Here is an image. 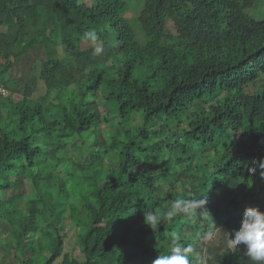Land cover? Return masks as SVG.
<instances>
[{
  "label": "trees",
  "instance_id": "16d2710c",
  "mask_svg": "<svg viewBox=\"0 0 264 264\" xmlns=\"http://www.w3.org/2000/svg\"><path fill=\"white\" fill-rule=\"evenodd\" d=\"M138 5L131 18L128 0H0V88L11 93H0V264H153L172 232L191 264H206L214 231L264 211V0ZM93 29L99 55L83 36ZM36 47L47 92L34 98L33 82L13 97L19 80L5 76ZM90 135L89 163L65 155ZM205 197L207 211L144 222L148 209ZM216 251L215 264H244Z\"/></svg>",
  "mask_w": 264,
  "mask_h": 264
},
{
  "label": "rangeland",
  "instance_id": "374dc122",
  "mask_svg": "<svg viewBox=\"0 0 264 264\" xmlns=\"http://www.w3.org/2000/svg\"><path fill=\"white\" fill-rule=\"evenodd\" d=\"M82 2H85L88 5H91L92 0H81ZM145 0H128L129 5L131 6L130 8V17L131 18H137L141 12L140 5L137 6L138 3L143 4ZM139 8V10H138ZM264 13V11H263ZM138 15V16H137ZM134 20V19H132ZM134 27L136 28V32L138 36L140 37V40H144L143 33L140 31L137 23H134ZM138 30V31H137ZM49 32L54 38L57 40L58 44L61 43V38H60V32L52 26L49 29ZM100 46V45H97ZM45 62V49L44 47H36L29 51L28 54L25 56L21 57L15 64L14 67L10 70V72L7 73L5 76L7 80L15 81L19 80V87L17 91L14 93L13 97L16 98H21L23 94V86L27 83L32 84L33 82L35 83L34 87V98H38L39 96H42L47 92V89L45 88L44 84L42 83L40 77L41 70L43 67V64ZM65 64H72L73 59L71 56L66 54V59L63 61ZM5 90V89H4ZM50 95L53 94L52 91L49 92ZM5 97L10 96L9 90L6 89V91L3 92ZM98 102L103 103L104 98L102 95L98 96ZM108 129L105 125L102 126L101 129V138L104 139L105 141L110 142V139L108 137ZM110 134V132H109ZM38 144L42 147L44 151V156L48 157L49 152H50V146H49V140H39ZM77 147L73 149V146L67 151L66 156L70 157L73 161L79 162V163H89L90 162V155L96 151H98L99 145L96 143L95 136L90 135L85 143L83 144L81 141H78ZM118 149V153H119ZM178 154V151H172L169 152L166 157L169 160L174 161L176 156ZM166 158V159H167ZM110 157L105 161V169H108V164L110 163ZM253 179V177H252ZM169 186L163 187L161 192L167 190ZM20 191L14 190V191H9L4 194V198L7 199L15 194H18ZM233 230L231 229H223V230H216L212 233V236L208 239H206V244L207 247L205 250H203L202 254H199L198 256L202 258V260L206 264H215L214 263V253L217 252L216 250H221L222 248H228L227 247V240L229 238V234H231ZM7 234V230L2 229L0 230V239L3 240L5 238V235ZM8 251V250H7ZM242 254V262L244 264H253V261L247 256L246 252L243 250V246H241V250H239ZM1 252V251H0ZM76 255L78 254L77 252L75 253ZM6 257L4 256L2 258V261H5Z\"/></svg>",
  "mask_w": 264,
  "mask_h": 264
},
{
  "label": "clouds",
  "instance_id": "9594fccd",
  "mask_svg": "<svg viewBox=\"0 0 264 264\" xmlns=\"http://www.w3.org/2000/svg\"><path fill=\"white\" fill-rule=\"evenodd\" d=\"M84 38L92 45H96L99 39L96 30L85 31ZM95 54L99 55L103 52L100 46L94 47ZM3 87L0 88V93L3 94ZM260 168L264 169V161L260 162ZM250 171L255 172V167H251ZM207 203V198H181L173 200L170 206H166L163 214H160L152 209L144 211V222L153 230L160 227L165 219L172 220L181 214H192L198 209H204ZM171 247L167 254L159 255L153 264H191L189 258L190 247L185 246L181 242V237L178 233L170 234ZM246 252L247 256L253 261V264H264V211L259 207H247L243 213L240 225L237 229L229 234L227 247L233 253L241 250Z\"/></svg>",
  "mask_w": 264,
  "mask_h": 264
}]
</instances>
